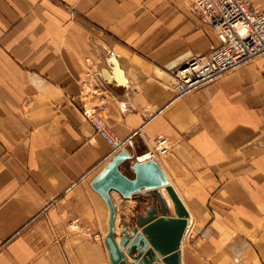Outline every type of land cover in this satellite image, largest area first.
I'll return each mask as SVG.
<instances>
[{"label": "crops", "instance_id": "1", "mask_svg": "<svg viewBox=\"0 0 264 264\" xmlns=\"http://www.w3.org/2000/svg\"><path fill=\"white\" fill-rule=\"evenodd\" d=\"M201 23L188 0H0V264H110L90 184L120 150L78 108L87 69L111 74L106 125L132 136L133 160L158 134L171 141L157 162L197 238L183 264H264V61L172 101L170 70L218 43ZM110 197L118 236L137 201Z\"/></svg>", "mask_w": 264, "mask_h": 264}, {"label": "built area", "instance_id": "2", "mask_svg": "<svg viewBox=\"0 0 264 264\" xmlns=\"http://www.w3.org/2000/svg\"><path fill=\"white\" fill-rule=\"evenodd\" d=\"M190 10L218 36V43L202 55L192 56L169 72L175 94L172 101L203 88L220 76L260 58L264 61V8L255 9L251 0H188ZM264 78V69L262 71ZM111 93L97 72L87 69L80 83L78 108L92 125L95 134L103 138L113 150L132 144V136L121 139L106 125ZM172 148L170 139L158 134L152 157L167 155ZM138 161L139 157L136 158ZM77 228L78 220L70 223Z\"/></svg>", "mask_w": 264, "mask_h": 264}, {"label": "water", "instance_id": "3", "mask_svg": "<svg viewBox=\"0 0 264 264\" xmlns=\"http://www.w3.org/2000/svg\"><path fill=\"white\" fill-rule=\"evenodd\" d=\"M111 72L120 79L121 71L114 59ZM101 77L110 79V73L101 69ZM129 162L132 176L123 173L120 166ZM90 186L104 200L108 208V230L104 236L110 264H182L181 245L188 225V211L155 159L133 160L126 149H121L94 177ZM161 189L168 194L173 212ZM110 191L123 198L137 201L131 224L122 221L116 238V210ZM162 257V258H160Z\"/></svg>", "mask_w": 264, "mask_h": 264}, {"label": "bare ground", "instance_id": "4", "mask_svg": "<svg viewBox=\"0 0 264 264\" xmlns=\"http://www.w3.org/2000/svg\"><path fill=\"white\" fill-rule=\"evenodd\" d=\"M101 76V75H100ZM111 76V75H110ZM166 156V155H165ZM139 157V160L140 161H146V160H148V159H155L156 161H157V159L159 158V157H152L150 154H148V153H145V154H143V155H141V156H138ZM163 157V156H162ZM160 166V165H159ZM168 179V178H167ZM174 188V187H173ZM176 191V193L178 194V191L177 190H175ZM178 196L180 197V199H181V201L183 202V197H182V195L179 193L178 194ZM183 204H185V203H183ZM185 206V205H184ZM187 206V205H186ZM185 206V208L187 209L188 208V210L187 211H190V212H188V225H187V228H186V230H185V233H184V236H183V239H182V242H183V240L185 239V237L187 236V234H188V232H189V229H190V227H191V225H192V223H193V212L189 209V207L187 206L186 207ZM191 213V214H190ZM117 219V218H116ZM116 219H115V234L117 233V227H116ZM189 226V227H188ZM116 238H117V235H116ZM183 244V243H182ZM181 257H182V245H181ZM182 264H183V260H182Z\"/></svg>", "mask_w": 264, "mask_h": 264}, {"label": "rangeland", "instance_id": "5", "mask_svg": "<svg viewBox=\"0 0 264 264\" xmlns=\"http://www.w3.org/2000/svg\"><path fill=\"white\" fill-rule=\"evenodd\" d=\"M201 25H203V26H205L210 32H213V30L208 26V25H206V24H204V23H201ZM214 33V32H213ZM205 54V53H204ZM167 77H169V79H170V76L169 75H167ZM193 230L192 231H190L188 234H187V236L185 237V239H184V242H185V244H186V246L188 245V244H193V242H194V240H196L197 238L196 237H194L193 236ZM118 236H119V234H118ZM118 236H117V238H118ZM192 246V245H191ZM220 246V244L218 245V248H220L219 247ZM222 247V246H221ZM223 247H225V246H223ZM196 250V249H195ZM221 249H219L218 250V253H221V251H220ZM198 253V252H197ZM199 254V253H198Z\"/></svg>", "mask_w": 264, "mask_h": 264}]
</instances>
